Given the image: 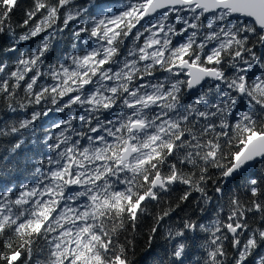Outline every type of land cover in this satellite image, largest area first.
<instances>
[{"label":"snow or ice","instance_id":"obj_1","mask_svg":"<svg viewBox=\"0 0 264 264\" xmlns=\"http://www.w3.org/2000/svg\"><path fill=\"white\" fill-rule=\"evenodd\" d=\"M18 7L19 0H0V35L13 41L4 52L17 51V40L41 39L13 70L0 62L7 77L0 92L12 111L40 107L0 128V137L16 134L0 157V184L25 174L31 181L0 188V264H31L45 249L37 264H133L129 252L148 202L159 206L180 183L190 189L181 202L195 191L207 203L209 182L221 193L219 185L264 163V0H32L14 28ZM65 31L71 54L43 72ZM158 70L168 76L153 82ZM44 75L55 83L40 85ZM185 90H196L188 104ZM49 102L55 108H45ZM52 111L65 118L41 139L38 123ZM25 132L36 148L25 147ZM209 168L219 176H208ZM247 190L248 201L231 199L226 220L169 229L174 244L160 264H185L187 233L198 228L210 232L203 264H264V186L249 177ZM179 207L156 213L149 248ZM249 213L261 226L248 223Z\"/></svg>","mask_w":264,"mask_h":264},{"label":"trees","instance_id":"obj_2","mask_svg":"<svg viewBox=\"0 0 264 264\" xmlns=\"http://www.w3.org/2000/svg\"><path fill=\"white\" fill-rule=\"evenodd\" d=\"M83 2V0H81ZM32 4V0H19V7L15 10L12 14V20L10 21L15 28L17 24L22 22L24 17V11L29 8ZM24 31V29L16 28L17 35ZM43 35V34H42ZM64 40L61 45H57L56 53L49 55L47 60L41 65V70L47 73L49 67L51 65H55L57 60L59 59L63 62L64 59L68 55L71 54V45L66 42L67 37L69 36V32L65 31L63 33ZM41 38H33L31 41L26 42H19L18 40L15 41L18 44V50L12 52L11 54H6L4 49L10 47L11 43H13L10 35H0V62H4L8 65V71L13 70L15 66V61L23 54H30L31 52L35 51L37 45L40 43ZM177 39H173V43H176ZM132 48L131 40L125 42L124 46V56L127 55V51ZM83 47H80V51H82ZM259 52H264V49H258ZM231 74V73H229ZM30 75V74H29ZM255 75H260L259 70L256 71ZM0 78H7L5 73H0ZM181 79H185V76H181ZM255 78L254 76L252 77ZM14 81H10L12 83ZM53 81L48 75H44L40 80L39 84H53ZM206 90V89H205ZM18 95L14 98L16 101H20L24 98L25 93L23 88L17 89ZM202 94V93H201ZM196 98L195 93H189L188 90H185L183 95V102L185 104L190 103L192 100ZM8 101L5 98L3 92H0V128H4L5 126H10L15 123L17 120L24 119L31 115V112L34 110H39L40 106H29L25 109H19L16 107V111H12L7 107ZM45 108L52 107L55 108L54 105H51L50 102L44 105ZM246 110L243 105H241L236 112V116H239V112ZM234 122V121H233ZM53 123H58V112L52 111L49 115L45 118H41L38 123V132L37 135L41 136L44 131L47 129L51 132H55L56 129L52 128ZM16 134L7 136V137H0V157L6 156L7 152L5 151L10 146V141H14V136ZM24 139H29L30 142L25 145L27 148H36V145L31 143V140L34 137H31V134L25 132L23 137ZM86 143V141L82 142ZM187 171V169H186ZM196 173V177L199 176V169L194 170ZM29 174L21 175L17 180L13 182V185H5L0 184V188L5 186H18L21 183H29L31 182L28 179ZM208 176L215 178L219 176V171L213 168H209ZM256 178L258 181H261L262 186H264V163H256L254 167L248 172L245 177H237L235 178L230 184L224 186L223 184L219 185L222 187L221 193L215 192V187L217 185L212 184L211 182L207 185L208 195L212 198L211 201L205 203L201 199V194L198 192L193 191L188 200L181 202L180 198L186 191H189V187L187 185H183L177 183L172 186L170 191L166 194L162 195L161 202L152 201L148 202L146 207L148 211L143 214L138 222V227L136 229L135 235V247L133 252H129V256L133 260V264H160L161 260L167 261L168 253H170L171 248L173 247L174 242L168 239V231L172 229L176 231L183 227V224L187 220L195 221L198 224L209 226L213 224L217 219L219 220H226L228 212L230 210V201L233 197H238L241 201H248L250 198V193L247 190V179L248 178ZM18 191V187L16 188ZM83 200L81 201V203ZM179 203L180 207L176 209L169 217H166L164 221L161 222V225L158 228V231L155 235V238L152 242L151 248L148 247V234L150 229L154 225V217L158 211L162 208H166L168 204L175 205ZM204 209L203 211L201 209ZM222 210V211H221ZM248 223L252 227H259L261 226L258 223V216L253 215L251 213L248 214L247 217ZM187 243L189 244V258L185 261V264H194L195 261H203L206 259V255L203 251L202 246L204 245L205 241L210 239V232H205L200 230L199 228L196 230L195 233L188 232L187 233ZM247 233H244L241 237L242 239H246ZM4 238H7L5 236ZM193 238L195 243L193 244ZM226 247L229 251V254L232 253V247L230 242H225ZM0 250L6 251L2 245V238H0ZM260 251L264 252V248ZM47 250L45 252L34 256L31 264H37V261L43 262L46 259ZM26 259V256L23 257ZM249 264H252V261H249Z\"/></svg>","mask_w":264,"mask_h":264},{"label":"flooded vegetation","instance_id":"obj_3","mask_svg":"<svg viewBox=\"0 0 264 264\" xmlns=\"http://www.w3.org/2000/svg\"><path fill=\"white\" fill-rule=\"evenodd\" d=\"M147 35H148V33H145V37H146ZM62 42H63V40H61V41L59 42V45H61ZM139 43L142 45V43H143V38L139 41ZM83 50H84V49H82L81 52H83ZM123 58H124V48L122 49L121 60H123ZM142 63H143V62H142ZM154 76H155V80H153V82H156V80H160V81H162V80L165 79L166 76H168V73H166V72H164V71H162V70H158V71H156V72L154 73ZM65 111H67V110H65ZM68 114H69V115H73V114H75V113H73V112H68ZM63 118H65L64 112H58V123H59L60 120L63 119ZM79 130H80V128L77 127V131H79ZM82 142H84V141H82Z\"/></svg>","mask_w":264,"mask_h":264},{"label":"water","instance_id":"obj_4","mask_svg":"<svg viewBox=\"0 0 264 264\" xmlns=\"http://www.w3.org/2000/svg\"><path fill=\"white\" fill-rule=\"evenodd\" d=\"M196 90H192V91H189V92H191V93H194ZM258 163V162H257ZM252 169V168H251ZM251 169H249V171L251 170ZM248 171V172H249ZM237 178V177H236ZM234 179H232V180H230L228 183H226V184H223L224 186H227L228 184H230L232 181H233Z\"/></svg>","mask_w":264,"mask_h":264}]
</instances>
